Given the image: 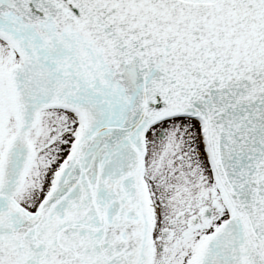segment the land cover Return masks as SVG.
Instances as JSON below:
<instances>
[{
  "label": "snow or ice",
  "instance_id": "snow-or-ice-1",
  "mask_svg": "<svg viewBox=\"0 0 264 264\" xmlns=\"http://www.w3.org/2000/svg\"><path fill=\"white\" fill-rule=\"evenodd\" d=\"M0 264H264V0H0Z\"/></svg>",
  "mask_w": 264,
  "mask_h": 264
}]
</instances>
